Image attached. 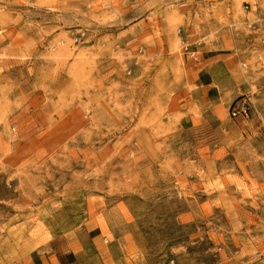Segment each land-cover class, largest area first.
Listing matches in <instances>:
<instances>
[{
    "label": "rangeland",
    "instance_id": "rangeland-1",
    "mask_svg": "<svg viewBox=\"0 0 264 264\" xmlns=\"http://www.w3.org/2000/svg\"><path fill=\"white\" fill-rule=\"evenodd\" d=\"M0 264H264V0H0Z\"/></svg>",
    "mask_w": 264,
    "mask_h": 264
}]
</instances>
